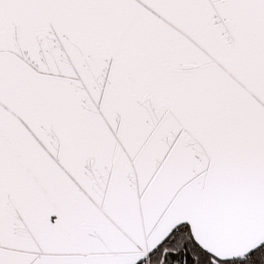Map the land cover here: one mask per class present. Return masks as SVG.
<instances>
[{
    "label": "snow or ice",
    "instance_id": "1",
    "mask_svg": "<svg viewBox=\"0 0 264 264\" xmlns=\"http://www.w3.org/2000/svg\"><path fill=\"white\" fill-rule=\"evenodd\" d=\"M0 264H264V0H0Z\"/></svg>",
    "mask_w": 264,
    "mask_h": 264
}]
</instances>
